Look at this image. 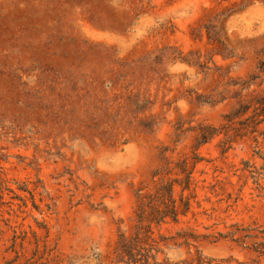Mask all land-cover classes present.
Segmentation results:
<instances>
[{
    "label": "rangeland",
    "instance_id": "obj_1",
    "mask_svg": "<svg viewBox=\"0 0 264 264\" xmlns=\"http://www.w3.org/2000/svg\"><path fill=\"white\" fill-rule=\"evenodd\" d=\"M0 264H264V0H0Z\"/></svg>",
    "mask_w": 264,
    "mask_h": 264
}]
</instances>
